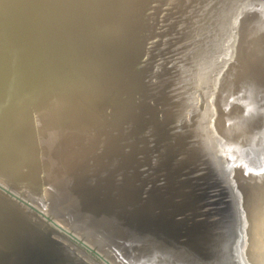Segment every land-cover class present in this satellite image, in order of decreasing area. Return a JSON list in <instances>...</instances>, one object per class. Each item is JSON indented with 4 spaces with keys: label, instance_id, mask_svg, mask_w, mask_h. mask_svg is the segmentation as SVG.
Segmentation results:
<instances>
[{
    "label": "water",
    "instance_id": "95a60500",
    "mask_svg": "<svg viewBox=\"0 0 264 264\" xmlns=\"http://www.w3.org/2000/svg\"><path fill=\"white\" fill-rule=\"evenodd\" d=\"M264 0H0V264H264Z\"/></svg>",
    "mask_w": 264,
    "mask_h": 264
},
{
    "label": "bare ground",
    "instance_id": "6f19581e",
    "mask_svg": "<svg viewBox=\"0 0 264 264\" xmlns=\"http://www.w3.org/2000/svg\"><path fill=\"white\" fill-rule=\"evenodd\" d=\"M263 208H264V206H263ZM263 211H264V209H263ZM252 262H253V264H256L254 259H253V261H252Z\"/></svg>",
    "mask_w": 264,
    "mask_h": 264
}]
</instances>
